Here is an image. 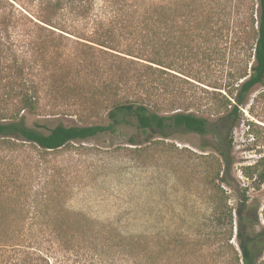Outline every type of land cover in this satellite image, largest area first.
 <instances>
[{"label":"trees","instance_id":"trees-1","mask_svg":"<svg viewBox=\"0 0 264 264\" xmlns=\"http://www.w3.org/2000/svg\"><path fill=\"white\" fill-rule=\"evenodd\" d=\"M224 37L241 51L221 79H210L207 70L225 57ZM257 86L264 87V0H0V260L33 264L31 252L2 249L68 237L51 227L50 181L20 159V141L53 151L134 122L142 131L211 136L201 146L213 152L202 154L213 160L203 175L210 212L197 214L193 230L118 233L111 246L118 264H264V119L257 109L264 112V91L251 98ZM59 114H106L109 122L47 132L26 122ZM243 122L253 161L235 151ZM179 220L186 222L182 214ZM93 228L92 239L73 232L68 241L97 248Z\"/></svg>","mask_w":264,"mask_h":264},{"label":"rangeland","instance_id":"rangeland-1","mask_svg":"<svg viewBox=\"0 0 264 264\" xmlns=\"http://www.w3.org/2000/svg\"><path fill=\"white\" fill-rule=\"evenodd\" d=\"M219 49L225 57L219 58L207 70L210 79L214 80L224 76L231 57L241 51V44L233 47L232 37H224L219 41ZM262 91L264 87H255L251 98ZM257 109L264 119L262 108L258 105ZM190 110L202 113L194 108ZM244 113L246 117L251 116L247 108ZM26 122L30 126L37 122L44 124L46 128L41 130L47 132L58 124H107L109 120L106 114H59L28 115ZM247 128L243 122L234 131L235 151L240 161L257 158L255 150H248L251 146ZM131 139L136 144H132ZM210 141L211 136L203 137L178 128L170 129L166 134L156 130L142 131L134 122L121 126L117 132L71 141L53 151L20 141V159L40 167L37 179H42V174L47 173L50 181L53 193L50 213L55 223L51 227L66 231L64 236L68 237L45 241L35 247H29L27 242L18 248L2 250L17 257L31 252L29 262L33 264H118L120 261L111 250L118 233L125 236L160 232L171 235L178 228L184 231L192 229L194 224L191 222L197 214L210 212L206 203L209 184L203 182V175L205 170L210 172L213 160L211 156L205 158L202 154L213 152L201 150V146ZM262 149L264 154V147ZM261 195L264 196V187ZM12 206V200L5 204L9 214ZM31 209L33 213L37 210ZM38 210L45 212L46 207L40 205ZM180 214L185 216L186 222L179 220ZM94 225L98 226L94 239L98 243L97 248L90 244L81 247L74 238L68 241L73 232L90 238ZM3 226L15 227L16 224L11 222ZM6 261L0 260V263Z\"/></svg>","mask_w":264,"mask_h":264}]
</instances>
